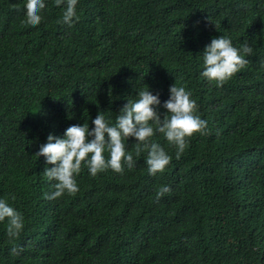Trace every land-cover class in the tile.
I'll list each match as a JSON object with an SVG mask.
<instances>
[{
	"label": "trees",
	"instance_id": "1",
	"mask_svg": "<svg viewBox=\"0 0 264 264\" xmlns=\"http://www.w3.org/2000/svg\"><path fill=\"white\" fill-rule=\"evenodd\" d=\"M26 3L0 0V196L24 216L16 237L0 222V264H264V0H79L71 26L55 0L24 23ZM221 34L251 50L218 84L197 55ZM175 82L207 128L179 155L155 134L163 172L130 137L134 168L82 165L77 192L46 197L36 153L50 132L100 110L114 120L146 85L163 114Z\"/></svg>",
	"mask_w": 264,
	"mask_h": 264
},
{
	"label": "clouds",
	"instance_id": "2",
	"mask_svg": "<svg viewBox=\"0 0 264 264\" xmlns=\"http://www.w3.org/2000/svg\"><path fill=\"white\" fill-rule=\"evenodd\" d=\"M78 2L55 0L57 6L63 5V23L71 26L79 20ZM46 6L47 0H27L24 23L39 25L44 19ZM209 20L214 23L212 19ZM250 50L246 42L236 46L227 34L212 37L197 55L203 64L200 76L218 84L230 79L244 66L245 54ZM169 93V98L163 102L166 109L163 114L158 110L161 105L159 95L153 94L150 86L146 85L138 87L135 96H128L132 98H127L114 120L108 111L100 110L95 117H90L93 126L85 119L83 123L66 127L62 135L50 132L36 153L50 165L45 167L43 173L53 182L51 187L54 190L46 193V197L55 199L65 193L77 192V177L82 165L92 176L108 168L117 172H122L125 167L134 168L136 161L126 143L130 137L135 138L138 151L141 148L147 150L145 163L148 173L155 175L163 172L171 156L161 143L153 139L154 135L162 134L170 145H175L176 154L179 155L186 147L187 137L197 132L203 133L207 128V120L197 112L190 90L175 82L170 85ZM167 191L169 188L165 185L157 194ZM0 222L4 223L9 237L18 236L24 227L23 213L4 196H0Z\"/></svg>",
	"mask_w": 264,
	"mask_h": 264
}]
</instances>
